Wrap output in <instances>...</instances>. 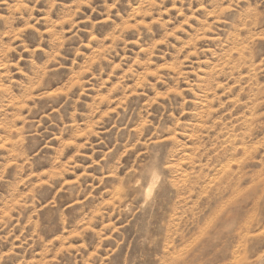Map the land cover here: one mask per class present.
<instances>
[{"label": "rangeland", "instance_id": "374dc122", "mask_svg": "<svg viewBox=\"0 0 264 264\" xmlns=\"http://www.w3.org/2000/svg\"><path fill=\"white\" fill-rule=\"evenodd\" d=\"M0 264H264V0H0Z\"/></svg>", "mask_w": 264, "mask_h": 264}, {"label": "bare ground", "instance_id": "6f19581e", "mask_svg": "<svg viewBox=\"0 0 264 264\" xmlns=\"http://www.w3.org/2000/svg\"><path fill=\"white\" fill-rule=\"evenodd\" d=\"M156 178L153 176V178H152V181H151V184L153 185L154 184V182L156 181L155 180ZM153 187H154V185H153ZM150 190H152V189H150ZM148 191V190H147ZM148 193V192H147ZM146 194V193H145ZM149 195H150V193H149ZM147 196V195H146ZM148 197V196H147ZM144 198H146V197H144ZM149 198V197H148ZM147 198V199H148Z\"/></svg>", "mask_w": 264, "mask_h": 264}]
</instances>
